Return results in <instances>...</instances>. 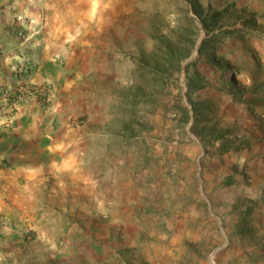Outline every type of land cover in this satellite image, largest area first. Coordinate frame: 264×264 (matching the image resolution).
<instances>
[{"label":"rangeland","instance_id":"374dc122","mask_svg":"<svg viewBox=\"0 0 264 264\" xmlns=\"http://www.w3.org/2000/svg\"><path fill=\"white\" fill-rule=\"evenodd\" d=\"M230 1L203 0L222 13L221 27L237 23ZM117 3L89 47L91 100L76 119L84 129L58 174L29 181L13 218L0 216V264H264V233H232L208 211L178 215L210 199L232 146L252 137L264 24L200 55L207 29L189 0ZM193 79L199 88L188 94Z\"/></svg>","mask_w":264,"mask_h":264},{"label":"crops","instance_id":"0c3cea01","mask_svg":"<svg viewBox=\"0 0 264 264\" xmlns=\"http://www.w3.org/2000/svg\"><path fill=\"white\" fill-rule=\"evenodd\" d=\"M231 2L235 34L250 36L245 29L264 24V0ZM117 5V0H0V87L15 88L13 71L28 62L34 69L23 80L53 87L50 108L25 100L2 112L5 99L0 93V216L13 218L10 208L22 204V190L29 181L58 174L61 159L72 154L68 146L84 129L76 119L91 100L84 92L90 80L89 47L101 38L102 15ZM14 24L25 29L23 38L13 31ZM258 70L255 66L254 73ZM259 75L260 103L246 119L253 127L252 137L232 146V163L222 165L226 171L219 175L220 185L210 181V199L203 205L194 203L189 207L192 212L180 210V221L194 220L208 211L219 222L222 218L232 222V233H264V73ZM100 253L95 257L103 260L105 254Z\"/></svg>","mask_w":264,"mask_h":264},{"label":"trees","instance_id":"16d2710c","mask_svg":"<svg viewBox=\"0 0 264 264\" xmlns=\"http://www.w3.org/2000/svg\"><path fill=\"white\" fill-rule=\"evenodd\" d=\"M191 2L192 5V9L194 11V13L196 15H198L203 23L204 28L207 29V36L204 37L200 48H199V53L200 55H203L205 53H210L215 45L218 43H220L221 40H223L224 38L228 37V36H234L236 28L232 27H221L219 25V19L222 16V13L216 12L213 9H205L202 5V3L199 0H189ZM219 28L218 32H215V29ZM240 34H243V32H240ZM232 83V90L236 89V79H234L233 81H231ZM199 88V85L197 83V81H195L194 79L191 80L188 83V94H191L192 92L196 91ZM238 90V89H237ZM242 91H238L237 93H234V95L236 96H241L242 95ZM138 101H140V98L138 99ZM193 110L194 113L196 115H198V117L202 114L201 111H203V108L200 107V105L198 104V102H193ZM183 112H182V120H186L188 119L189 116V111L186 107L182 108ZM84 120V119H83ZM199 124L196 123V121L194 122V124L192 125V127L194 128L195 126H197ZM226 134L228 133H222L219 137V139H223L225 138ZM139 142L136 141L133 144L136 145Z\"/></svg>","mask_w":264,"mask_h":264},{"label":"built area","instance_id":"2783aa9c","mask_svg":"<svg viewBox=\"0 0 264 264\" xmlns=\"http://www.w3.org/2000/svg\"><path fill=\"white\" fill-rule=\"evenodd\" d=\"M12 29L19 37L23 38L25 36V29L22 28V25L14 24ZM33 69L34 65L30 62L16 67L11 79L17 81V86L13 89L3 86L0 87V93L5 99V103L1 106L2 112L14 107L18 102L25 100H34L44 107L50 108L53 90L52 85H36L23 80V75L31 73Z\"/></svg>","mask_w":264,"mask_h":264}]
</instances>
